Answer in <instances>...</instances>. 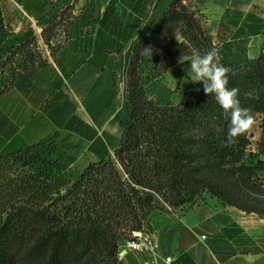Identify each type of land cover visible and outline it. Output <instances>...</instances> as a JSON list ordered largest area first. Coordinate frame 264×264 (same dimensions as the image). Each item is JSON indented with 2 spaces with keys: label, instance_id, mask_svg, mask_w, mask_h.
I'll return each mask as SVG.
<instances>
[{
  "label": "trees",
  "instance_id": "trees-1",
  "mask_svg": "<svg viewBox=\"0 0 264 264\" xmlns=\"http://www.w3.org/2000/svg\"><path fill=\"white\" fill-rule=\"evenodd\" d=\"M70 8L65 2L42 17L47 44L67 29ZM179 35L201 54L213 48L218 53L189 0H174L128 54L131 123L106 156L82 169L60 158L33 161L52 138L0 154V264H117L120 240L143 230L153 208L192 204L206 191L254 210L243 202L263 184L264 159L245 160L249 132L224 146L229 118L199 82L177 103L149 94L141 53L152 54L159 65L164 44ZM36 44L33 36L0 54V72L32 75L44 61ZM218 57L231 69L228 87L239 89L241 107L254 117L264 114V47L232 66ZM11 85L3 84L0 93Z\"/></svg>",
  "mask_w": 264,
  "mask_h": 264
},
{
  "label": "crops",
  "instance_id": "crops-1",
  "mask_svg": "<svg viewBox=\"0 0 264 264\" xmlns=\"http://www.w3.org/2000/svg\"><path fill=\"white\" fill-rule=\"evenodd\" d=\"M173 1L0 0V54L35 36L33 48L44 59L29 83L0 93V154L70 134L83 141L85 165L111 152L110 144L115 142V148L131 123L121 68ZM65 2L73 15L49 45L41 19ZM189 2L230 66L260 54L264 0ZM193 50L179 35L164 44L159 66L173 73L178 84L196 83L188 76L190 62H180ZM248 135L245 160L254 164L264 159V114L255 117ZM148 225L159 249H130L123 238L117 264H168L166 256L173 257L170 264H264V212L225 203L212 192L173 210L153 208Z\"/></svg>",
  "mask_w": 264,
  "mask_h": 264
},
{
  "label": "rangeland",
  "instance_id": "rangeland-1",
  "mask_svg": "<svg viewBox=\"0 0 264 264\" xmlns=\"http://www.w3.org/2000/svg\"><path fill=\"white\" fill-rule=\"evenodd\" d=\"M175 27H177L175 25ZM142 58L139 59L140 65H143L142 69L143 76L145 77V84L149 91L151 97L156 98L157 100H165L173 103H177L182 99V95L196 83H193L189 86L184 84H178L176 82V78L173 77V73H168L167 70L160 67L158 64L154 63V56L144 51L141 53ZM152 56V57H151ZM127 64V62H126ZM128 67L121 68V82L126 89V84L129 81ZM18 72L22 73L19 69L17 70V74L15 76L11 75L9 70L5 72H0V87L3 84H8L9 81L13 83V85H25L29 83L32 79V75H21ZM124 78V81H123ZM69 138H52L49 142L40 146L39 150H42L43 154L41 157L34 158L33 161H36L38 164H42L41 159L43 157L50 158L52 160H56L58 158L69 162L71 166L75 169H82L86 165L82 163L84 159L83 154V141L79 140L77 134H70ZM120 135L118 134V138L116 139V143L119 141ZM115 142L110 144L109 150L112 151L114 148ZM32 161V160H31ZM263 184L261 185L258 193H250V198L243 202V204L250 209L257 210L259 212H264V177L261 178ZM260 183V182H257Z\"/></svg>",
  "mask_w": 264,
  "mask_h": 264
},
{
  "label": "clouds",
  "instance_id": "clouds-1",
  "mask_svg": "<svg viewBox=\"0 0 264 264\" xmlns=\"http://www.w3.org/2000/svg\"><path fill=\"white\" fill-rule=\"evenodd\" d=\"M190 62L188 76L192 82H199L203 92L213 96L217 104L229 118V127L223 141L224 146L234 145L240 136L248 133L255 124V117L251 109L241 107L239 89L229 88L230 68L224 66L215 48L201 54L193 50L190 57L180 58V62Z\"/></svg>",
  "mask_w": 264,
  "mask_h": 264
},
{
  "label": "built area",
  "instance_id": "built-area-1",
  "mask_svg": "<svg viewBox=\"0 0 264 264\" xmlns=\"http://www.w3.org/2000/svg\"><path fill=\"white\" fill-rule=\"evenodd\" d=\"M124 81V78H123ZM168 208L173 210L176 207L167 204ZM127 248L137 249V250H151L156 252L159 249V244L155 243L151 239V230L149 225H146L143 230L135 231L133 237L127 239L126 241ZM173 260L172 256H166L165 262L170 264ZM159 264V263H154Z\"/></svg>",
  "mask_w": 264,
  "mask_h": 264
}]
</instances>
